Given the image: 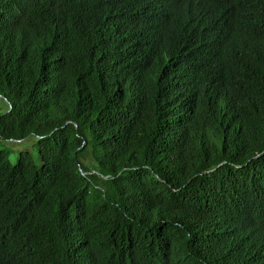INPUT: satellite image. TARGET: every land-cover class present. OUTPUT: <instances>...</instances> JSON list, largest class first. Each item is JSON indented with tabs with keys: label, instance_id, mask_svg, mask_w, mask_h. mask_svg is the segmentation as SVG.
Segmentation results:
<instances>
[{
	"label": "trees",
	"instance_id": "obj_1",
	"mask_svg": "<svg viewBox=\"0 0 264 264\" xmlns=\"http://www.w3.org/2000/svg\"><path fill=\"white\" fill-rule=\"evenodd\" d=\"M243 3L0 0V264H264V62L198 46Z\"/></svg>",
	"mask_w": 264,
	"mask_h": 264
},
{
	"label": "clouds",
	"instance_id": "obj_2",
	"mask_svg": "<svg viewBox=\"0 0 264 264\" xmlns=\"http://www.w3.org/2000/svg\"><path fill=\"white\" fill-rule=\"evenodd\" d=\"M226 12L203 26L205 37L198 46L208 48L205 60L211 57L215 45L220 55L232 64L245 60L264 62V6L243 3L227 7ZM192 64L195 65L194 60L170 74L168 82L189 88Z\"/></svg>",
	"mask_w": 264,
	"mask_h": 264
},
{
	"label": "rangeland",
	"instance_id": "obj_3",
	"mask_svg": "<svg viewBox=\"0 0 264 264\" xmlns=\"http://www.w3.org/2000/svg\"><path fill=\"white\" fill-rule=\"evenodd\" d=\"M1 148L7 149L9 151L8 157L13 164L17 162L19 152L26 149L32 153L35 162L39 163L36 140L33 138L26 139L24 141H6L0 138V149Z\"/></svg>",
	"mask_w": 264,
	"mask_h": 264
}]
</instances>
